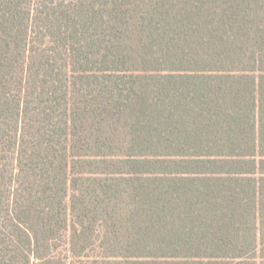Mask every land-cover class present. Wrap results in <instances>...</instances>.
<instances>
[{
	"label": "trees",
	"instance_id": "1",
	"mask_svg": "<svg viewBox=\"0 0 264 264\" xmlns=\"http://www.w3.org/2000/svg\"><path fill=\"white\" fill-rule=\"evenodd\" d=\"M0 264H264V0H0Z\"/></svg>",
	"mask_w": 264,
	"mask_h": 264
}]
</instances>
